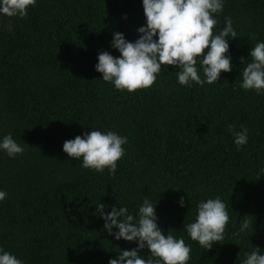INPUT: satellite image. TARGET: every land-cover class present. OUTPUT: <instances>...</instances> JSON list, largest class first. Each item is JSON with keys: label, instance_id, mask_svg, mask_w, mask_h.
<instances>
[{"label": "trees", "instance_id": "16d2710c", "mask_svg": "<svg viewBox=\"0 0 264 264\" xmlns=\"http://www.w3.org/2000/svg\"><path fill=\"white\" fill-rule=\"evenodd\" d=\"M226 17L239 35L230 40L232 72L189 88L167 66L153 86L133 93L104 82L95 65L101 52L120 55L110 46L115 32L138 38L142 0H37L25 18L0 17V137L11 133L25 145L15 159L0 152V190L8 193L0 246L25 264H108L135 244L109 236L97 206L121 204L135 215L149 196L159 227L191 244L188 264H242L256 247L264 253V95L239 87L240 57L247 62L264 40V0H226L217 27ZM231 125L249 130L240 150ZM91 130L128 137L115 176L63 152L66 140ZM216 196L230 219L224 239L206 250L183 225L201 200ZM243 219L249 229L235 236Z\"/></svg>", "mask_w": 264, "mask_h": 264}, {"label": "clouds", "instance_id": "9594fccd", "mask_svg": "<svg viewBox=\"0 0 264 264\" xmlns=\"http://www.w3.org/2000/svg\"><path fill=\"white\" fill-rule=\"evenodd\" d=\"M226 0H142L146 24L137 29L138 38L130 42L125 34L115 32L110 46L120 55L114 57L107 51L98 54L97 72L101 79L112 84L117 91L136 92L148 89L163 74L162 69L174 66L177 82L181 86L218 83L221 73L233 71V56L230 40L239 37L231 17L225 18L222 28L219 15L223 13ZM37 0H0V17L28 16ZM12 31V25L4 26ZM242 81L239 85L244 91H254L264 95V40L251 47L247 62L240 57ZM229 130L233 142L240 150L248 144L249 130L241 126L237 130L231 125ZM128 137L116 131L91 130L74 139L66 140L63 152L68 158L81 161V167L96 172L108 170L115 176L118 161L126 154ZM0 152L15 159L25 152V145L18 143L11 133L0 137ZM8 193L0 190V202ZM179 206L185 207V197L179 199ZM120 204V203H119ZM157 204L149 196H144L135 215L126 206H106L100 203L96 211L104 220V230L115 240L135 244L130 250L119 249V255L108 264H188L191 259V244H186L183 236L174 235L175 229L166 233L159 227ZM111 207L110 212H105ZM229 210L220 197L201 200L196 205L194 221L184 223L183 229L192 241L209 250L224 239L229 223ZM249 221L243 219L240 228L234 233L240 236L249 229ZM148 249L145 259L141 253ZM0 264H25L11 251L0 246ZM242 264H264V253L256 247L247 253Z\"/></svg>", "mask_w": 264, "mask_h": 264}]
</instances>
